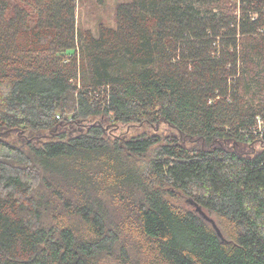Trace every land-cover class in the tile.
Instances as JSON below:
<instances>
[{"label":"trees","instance_id":"16d2710c","mask_svg":"<svg viewBox=\"0 0 264 264\" xmlns=\"http://www.w3.org/2000/svg\"><path fill=\"white\" fill-rule=\"evenodd\" d=\"M116 17L0 0V264H264V0Z\"/></svg>","mask_w":264,"mask_h":264},{"label":"rangeland","instance_id":"374dc122","mask_svg":"<svg viewBox=\"0 0 264 264\" xmlns=\"http://www.w3.org/2000/svg\"><path fill=\"white\" fill-rule=\"evenodd\" d=\"M16 2L18 0H10ZM26 3L30 0H20ZM131 0H104L99 3L97 0H76V25L79 30H90L98 35L100 25L117 27V7ZM37 18V17H36ZM35 18V19H36ZM76 49H69L65 52V58L76 54Z\"/></svg>","mask_w":264,"mask_h":264},{"label":"water","instance_id":"95a60500","mask_svg":"<svg viewBox=\"0 0 264 264\" xmlns=\"http://www.w3.org/2000/svg\"><path fill=\"white\" fill-rule=\"evenodd\" d=\"M187 202L192 204L193 206H195L196 211L199 213V215L206 220L207 222H209L212 227L214 228V230L216 231L217 235L222 239L225 240V236L220 228V226L218 225L217 220L211 216L204 208L202 205L198 204L193 198H188Z\"/></svg>","mask_w":264,"mask_h":264},{"label":"built area","instance_id":"2783aa9c","mask_svg":"<svg viewBox=\"0 0 264 264\" xmlns=\"http://www.w3.org/2000/svg\"><path fill=\"white\" fill-rule=\"evenodd\" d=\"M255 135L264 138V118L262 116H257V122L254 129Z\"/></svg>","mask_w":264,"mask_h":264}]
</instances>
